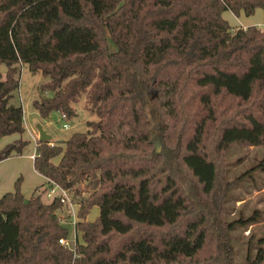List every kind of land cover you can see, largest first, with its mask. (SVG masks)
<instances>
[{"label": "trees", "instance_id": "trees-1", "mask_svg": "<svg viewBox=\"0 0 264 264\" xmlns=\"http://www.w3.org/2000/svg\"><path fill=\"white\" fill-rule=\"evenodd\" d=\"M255 8L261 25L221 15ZM20 62L45 77L40 117H73L82 98L95 119L36 139L46 182L25 198L17 177L0 195V264H233L229 233L250 219H227L226 151L264 147V0H0V137L23 131ZM49 183L74 200L72 250Z\"/></svg>", "mask_w": 264, "mask_h": 264}, {"label": "rangeland", "instance_id": "rangeland-1", "mask_svg": "<svg viewBox=\"0 0 264 264\" xmlns=\"http://www.w3.org/2000/svg\"><path fill=\"white\" fill-rule=\"evenodd\" d=\"M258 11V9L255 10L247 19L252 22L258 21L259 18L255 16L259 14ZM243 16V14H237V18L240 20H243ZM225 19L228 24H232L234 16L230 12H225ZM3 69L4 65L1 63L0 73ZM18 69V86L13 91L10 100L19 103L22 108V121L26 128L21 136L28 137L27 131L38 133L37 125L39 124L43 132L46 133L47 131L50 134L49 140L61 143L71 132L85 129V120L95 119L94 114L82 110V98L74 106L76 114L73 117H62L55 111L49 112L45 117H40L31 105V99H38L46 93L36 89L37 83L44 80L45 77L41 76L38 71H30L25 62H20ZM62 123H66V126L63 127ZM15 135L16 138L19 136L17 133H11L0 137V144L15 139L13 138ZM29 145L31 142L26 141L21 152L25 151V147L29 148ZM226 164L227 180L231 181L232 184L226 197L227 219H250L242 226L240 224L235 225L229 233L233 248V264H245L247 259H252L256 255L257 251L262 254L259 264H264V170L262 169L264 167V147L230 146L226 151ZM16 167L19 169L16 175L20 178L19 189L22 193H26L38 183V180L33 182L31 169L25 157L18 158ZM8 185V189L10 186L12 188V183ZM41 198L44 202L49 201L44 194ZM73 201L69 200L60 209L61 223L69 228L67 237H71L72 234L70 223L72 222ZM96 213L97 208L92 207L87 214V220L93 219Z\"/></svg>", "mask_w": 264, "mask_h": 264}, {"label": "crops", "instance_id": "crops-1", "mask_svg": "<svg viewBox=\"0 0 264 264\" xmlns=\"http://www.w3.org/2000/svg\"><path fill=\"white\" fill-rule=\"evenodd\" d=\"M257 9L259 10L258 11L259 14L255 15V16H257L259 18L258 21L252 22L251 20H248L247 19V18H249V15L248 16H245L243 13L239 12L238 15L239 14H243L244 15L242 17L243 20H240L239 18H237V15H234L233 14L234 20L232 21V24H229V25H231V26H242V27L243 26H246L248 24L261 25L262 24V10L260 8H255L254 11L257 10ZM225 12H230V11L229 10H223L221 12V15L224 18H225ZM259 15H260V17H259ZM3 72H4V69H3L2 73H1L2 75H3ZM55 112H57L59 116L61 115V112L60 111H55ZM22 126H23V131L21 133H17V134H19L18 137H21V138L25 139L27 142L30 141L31 142V145H29V148L28 147H25L26 149H25L24 152H20L17 155H10V156H7L5 158L0 159V195L3 194L4 192H7V191H11L12 190L11 186H10V189H8L9 188V185L8 184L11 185V183H12V185H13L14 180L17 178L16 175H17V172H18L19 169H17V167H16V161L18 160V158L20 159L21 157H25L26 158V161L28 163V166L31 169V173H32V177H33V182H36L38 180V183L36 185H34V187H32L28 192L22 193L20 191L21 195L23 197L27 198L32 193V191H33L34 188L39 187L43 183L46 182V179L43 178L38 173H36L33 170V168H32V156L35 153V141H36V139H38L37 138V134L38 133H36V132H33L32 133V132L26 130L27 133H28V137L21 136L22 133L24 132V129L26 128V126L24 125L23 121H22ZM37 126H40V125L38 124ZM46 133L49 135V137H48V140H49L50 134L47 131H46ZM13 138H16V135ZM6 142H8V141H6ZM6 142H4V143H6ZM3 144H0V146H2ZM26 146H28V145H26ZM4 167H5V171H4ZM87 219L88 218L86 216V220Z\"/></svg>", "mask_w": 264, "mask_h": 264}, {"label": "built area", "instance_id": "built-area-1", "mask_svg": "<svg viewBox=\"0 0 264 264\" xmlns=\"http://www.w3.org/2000/svg\"><path fill=\"white\" fill-rule=\"evenodd\" d=\"M61 116L63 117V113L61 114ZM62 126L65 127L66 123H62ZM68 194H69V196H68ZM44 196L49 200L53 197H57L58 201L62 204V207L66 202H69V200H70V193L64 189L59 188L56 184H53V183H49V186L47 187V189L44 193ZM69 205L71 206L72 204H69ZM72 208H71L72 222L70 223L71 233H72L71 237L69 236V237L60 238L57 240V242L60 245H62L63 247H65L69 250H72V248L74 246L73 224L76 220L75 209H74L73 205H72ZM57 213L60 215L59 222H62V215H61L60 210Z\"/></svg>", "mask_w": 264, "mask_h": 264}, {"label": "water", "instance_id": "water-1", "mask_svg": "<svg viewBox=\"0 0 264 264\" xmlns=\"http://www.w3.org/2000/svg\"><path fill=\"white\" fill-rule=\"evenodd\" d=\"M38 127V134H37V138L38 139H48L49 135L45 132H43V130L41 129L40 126H37Z\"/></svg>", "mask_w": 264, "mask_h": 264}]
</instances>
